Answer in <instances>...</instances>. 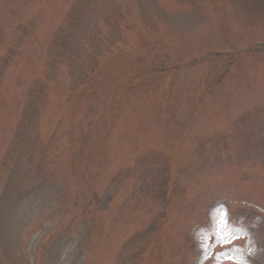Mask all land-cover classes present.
Masks as SVG:
<instances>
[{
	"label": "rangeland",
	"instance_id": "obj_1",
	"mask_svg": "<svg viewBox=\"0 0 264 264\" xmlns=\"http://www.w3.org/2000/svg\"><path fill=\"white\" fill-rule=\"evenodd\" d=\"M0 264H264V0H0Z\"/></svg>",
	"mask_w": 264,
	"mask_h": 264
}]
</instances>
